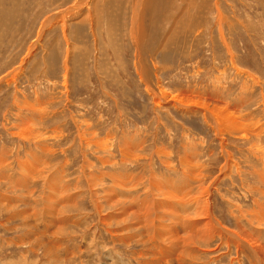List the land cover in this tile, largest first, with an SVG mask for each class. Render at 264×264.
I'll list each match as a JSON object with an SVG mask.
<instances>
[{
    "label": "rangeland",
    "instance_id": "374dc122",
    "mask_svg": "<svg viewBox=\"0 0 264 264\" xmlns=\"http://www.w3.org/2000/svg\"><path fill=\"white\" fill-rule=\"evenodd\" d=\"M96 1L98 30L80 20L86 12H69L64 36L57 20L68 7L83 8L82 0H0V264H250L213 223L177 215L182 207L190 219L193 210L180 195L196 198L215 180L211 210L224 227L262 200L256 173L264 166V0H133L138 26L130 0ZM178 93L225 106L255 126L253 136L217 135L199 111L168 103ZM124 138L137 150L125 162ZM225 152L236 165L221 175ZM186 153L197 161L198 177L192 170L185 177ZM152 176L178 203L154 196ZM93 185L100 204L102 191L121 192L141 219L123 221L112 202L97 211ZM154 204L173 217L155 221L153 213L165 212ZM144 205H152L151 224L142 220ZM197 223L211 237L176 258L169 240Z\"/></svg>",
    "mask_w": 264,
    "mask_h": 264
},
{
    "label": "bare ground",
    "instance_id": "6f19581e",
    "mask_svg": "<svg viewBox=\"0 0 264 264\" xmlns=\"http://www.w3.org/2000/svg\"><path fill=\"white\" fill-rule=\"evenodd\" d=\"M100 1H106V0H100ZM146 0H143L142 3H144ZM82 2L84 3V6L83 8H80L79 5H76V6H71V7H68L67 9H65L64 11H62V18L57 20V21H61L60 24H61V31L63 33V35L65 36L66 35V30H67V24L65 22V19H72V15H68L69 12H76L75 15L76 17H79L82 15L83 11L86 12V14L80 19L84 22H87L89 24V26L92 28L93 32H96L98 30V26L96 25L95 23V19H94V15H95V12H96V6H97V1L96 0H82ZM130 10L133 14V17H134V21H133V26H138L139 25V19H136L137 17V13H136V10H135V7H134V4H133V0H130ZM52 17H49L44 19V22L41 24V28L44 27L45 25H47L50 21H51ZM55 22V21H53ZM52 22V23H53ZM50 27V25H49ZM60 27V26H59ZM38 34V33H37ZM7 76H10V80H12V78L15 76V74L13 72H10L9 74H7L5 76V78ZM8 78H6L7 80ZM14 80V79H13ZM8 81V80H7ZM168 94V93H167ZM167 94H160L157 96V98L159 99V101H164L163 100L166 96L167 97ZM172 95V93H171ZM174 95V94H173ZM169 98V97H168ZM174 103L175 106H178L183 112H186V113H190V112H194L195 110L199 111L201 117L203 118V120L207 123V125L209 127L212 128V130L214 132H216L217 135H220L222 132H227V130L229 131H237L239 133H242V135L245 133H248L250 131H252L254 129L253 126H250V124H243V122L240 121V118H237L235 116V118H232V116L234 115L232 112H230L229 110H227V108L225 106L223 107H218V106H214V107H210L209 103L205 102L203 99H201L200 97H197V96H194L193 94H190V93H178L177 95H174L170 100H168V103ZM172 103V104H173ZM229 108V107H228ZM236 115V114H235ZM253 116V115H252ZM234 117V116H233ZM222 120V124L219 123V121ZM236 122H241V123H236ZM248 122V121H247ZM223 125V126H222ZM225 126V127H224ZM257 128V127H256ZM259 131V130H258ZM236 132V133H237ZM229 133V132H228ZM227 133V134H228ZM233 132H231L232 134ZM251 133V132H250ZM226 134V133H225ZM230 134V135H231ZM249 134V133H248ZM258 134H260L258 132ZM247 135V134H246ZM251 135L253 136V133H251ZM257 135V134H256ZM261 135V134H260ZM244 136V135H243ZM248 136V135H247ZM258 136V135H257ZM248 139V138H247ZM127 139L124 138V143L122 142L121 143V152H122V155L121 156L125 161H129L131 158L130 157H134L136 155V153H134L133 151H137V150H134V148H136V146L134 147V145H132V143H129L127 144L128 141H126ZM95 142V141H94ZM130 142V141H129ZM255 144V143H254ZM137 145V144H136ZM253 145V144H252ZM254 146L253 145V150H254ZM260 146V145H259ZM133 147V148H132ZM256 148V147H255ZM260 148V147H259ZM141 149V148H140ZM160 150H157L159 151L157 154L158 155H162L163 157H165V155L167 154V152H165V148L164 147H160L158 148ZM263 150V149H261ZM225 151V150H224ZM223 151V152H224ZM227 152V151H226ZM225 152V162L224 164L222 165V168L220 169L221 171V175H227L232 166L236 165V163L231 160L232 156L230 157V153H226ZM256 152V151H255ZM168 156V155H167ZM188 154H184V156L181 158V163L183 165V172L185 174V177H188L189 175L187 174L188 171L190 172V170H192V172L194 171V166H195V163H197V161L195 160L194 161H191L189 158H188ZM130 158V159H129ZM264 163V162H263ZM168 165V164H166ZM198 165V164H196ZM255 166V165H254ZM253 166V167H254ZM198 167V166H197ZM196 168V167H195ZM199 168V167H198ZM197 168V171H194V175H196L197 177L199 176L200 174V170ZM256 168H257V164H256ZM260 169V167H259ZM28 170V168H27ZM199 170V172H198ZM253 172V171H252ZM24 174V172H22ZM110 173V172H109ZM26 174V173H25ZM112 174V173H111ZM114 174V173H113ZM112 174V175H113ZM155 174V173H154ZM193 174V173H192ZM258 176L257 180L259 179L260 180V183L262 182L263 186H264V166L262 165V168L259 170L258 173H256ZM108 175V174H107ZM193 175V176H194ZM23 176V175H22ZM137 176V175H136ZM27 177V176H26ZM91 177V175L89 176ZM135 177V176H133ZM138 178V177H137ZM153 180L151 182V185L149 186V189L150 191L154 192L155 191V197H163V198H160L159 200H165L167 199V202H175L174 204H176V202L178 203V199H177V196H175L171 190H170V187L166 186V188L164 187V185L161 183L160 180L156 179L154 176H152ZM151 178V179H152ZM219 178V177H218ZM93 179V178H92ZM91 179V180H92ZM119 179V178H117ZM121 179V178H120ZM132 179V178H131ZM130 179V180H131ZM134 179V178H133ZM94 180V179H93ZM139 180V179H138ZM137 180V181H138ZM258 180V181H259ZM22 181V180H21ZM119 181V180H118ZM117 181V182H118ZM151 181V180H150ZM154 181V182H153ZM50 182V181H49ZM88 182V181H87ZM92 182V181H91ZM135 182H136V177H135ZM216 182V180L214 181ZM214 182H212L209 186H206L204 188H202V190L200 191L201 194H198L196 193V198H194L193 196H188L187 194H183V195H180V200H181V203L183 205V207L185 209H189L187 206H186V203L187 205H190V209L193 207V210H192V216L188 215L189 213H187V215L189 217H191L190 219L188 217H186L184 214L185 212H187L186 210H184L182 207H180V211L178 213V218H182L184 222H188L189 220H197V221H201L202 219H204V221L206 220V223L207 225H211L212 223L214 224V232H217L219 233V236L222 237V238H226L227 240L233 242L232 245H234V248L236 249V254H237V258H239L238 260H240V257H244L243 255L245 254L246 258L248 259V261L250 262V264H264V187H257L256 189L258 190V195L261 196V199H255V204L253 205V207L251 209H245L243 210V214L242 212L240 211V214L242 216L241 219H238L236 220V222L234 223V226L233 227H224L220 221H218L216 218H214V214H212V196H211V186L214 184ZM21 183V182H20ZM89 183V182H88ZM169 183V182H168ZM167 183V184H168ZM118 184H120L118 182ZM90 185V184H89ZM139 185V184H138ZM188 185V183H187ZM98 186V185H97ZM135 186V184H134ZM214 186V185H213ZM102 187V186H100ZM104 187V186H103ZM119 187V185H118ZM96 187H94L93 185V188H92V192H91V196L94 197L93 200H95V203L94 204V208H96L97 211H100L102 210V207H103V204H104V201L106 204H112L114 203L115 205V208L112 210V212L116 215L119 214V218L123 217V221H126L127 219H136L138 217H140V215H138V212L136 213V209H134L133 207V204H132V199H124L121 192H119V197H107L104 194V191H102V199L103 202H101V204L99 203L100 199L98 197V195H96V190L95 189ZM107 188V187H106ZM140 188V187H139ZM104 189V188H103ZM101 189V190H103ZM123 189V188H122ZM137 189V188H136ZM136 189L134 188L133 191H136ZM254 189V190H256ZM108 191V190H107ZM106 191V192H107ZM109 193V192H108ZM107 193V195H108ZM112 193V192H111ZM147 193V192H146ZM151 193V192H150ZM63 194V193H62ZM136 195H139L136 193ZM141 195V194H140ZM194 195V194H193ZM114 196V195H112ZM152 198L151 201L154 200V197ZM198 196V197H197ZM203 198H201V197ZM48 198V197H47ZM56 198V197H55ZM145 200L147 201V199L145 198ZM158 200V201H159ZM129 203L130 207L128 209H126V205L124 204V202H127ZM155 201V200H154ZM157 201V202H158ZM147 203V202H146ZM149 203H152V202H149ZM155 203V202H154ZM158 203H162V202H158ZM173 204V203H172ZM155 206H153L154 208L158 207V211H160L162 208H161V204L159 205H156L154 204ZM37 206V205H36ZM35 206V207H36ZM106 206V205H105ZM109 206H112V205H109ZM148 206V205H147ZM152 205H149L148 207H146V205H144L142 207V209L145 211V214L143 213L142 211V220L144 219V221L146 220L147 223H150L149 222V215L146 216V213L148 211V209L151 207ZM152 207V208H153ZM30 208V207H29ZM32 208V207H31ZM34 208V207H33ZM104 208V207H103ZM35 209V208H34ZM157 209V208H156ZM241 209V207H240ZM60 210V209H59ZM175 210V209H174ZM239 210V208H238ZM31 211V209H30ZM111 211V210H110ZM153 211V209H152ZM162 211V214L163 212H165L163 215H157L156 213H153L155 214L153 217H154V220L157 221V219L159 218H163L164 215L166 216H172L171 214V210H168V211H164V210H161ZM178 211V210H175V212ZM140 212V211H139ZM141 213V212H140ZM183 213V214H182ZM103 214V213H102ZM148 214V213H147ZM177 214V213H176ZM181 214V215H180ZM175 215V214H174ZM246 216L247 218H244L243 217ZM100 217V216H99ZM152 217V218H153ZM173 217V216H172ZM176 217V216H175ZM174 217V219H175ZM101 218V217H100ZM105 217L101 218L100 220L102 221L105 220L104 219ZM151 218V219H152ZM141 219V217H140ZM140 220V221H142ZM161 220V219H160ZM131 221V220H130ZM139 221V222H140ZM151 221V220H150ZM176 221V220H174ZM152 222V221H151ZM154 222V221H153ZM182 222L181 226L182 227H185L186 224ZM151 224V223H150ZM192 222H189V225L191 226ZM198 225H195L197 226L195 228V230L193 231H188V232H182L181 234H179L180 232L177 233L178 235V238L177 239H174V240H169V245L170 247H168L169 249L171 250H176L175 252H171V253H176V258L180 259L181 256H180V253H182V251H184L185 248H188L191 246V243L192 242H196V241H204L207 242L208 239L211 237V233L209 232V230H203L200 226L199 223H197ZM137 225V224H136ZM153 225V224H152ZM151 225V226H152ZM216 226V227H215ZM141 228L143 227L140 226ZM145 228H150V225L147 224L144 226ZM160 228V226H158ZM152 228V227H151ZM150 228V230H151ZM155 228V227H154ZM153 228V230H154ZM167 228V226H166ZM210 228V227H209ZM212 228V227H211ZM217 229V231H215ZM158 229V228H157ZM160 229H158L159 231ZM169 230V229H168ZM167 230V231H168ZM177 230V229H176ZM155 231V230H154ZM213 231V230H212ZM165 232V231H164ZM172 232V231H171ZM213 232V234H214ZM150 233V232H149ZM153 233V232H152ZM173 233V232H172ZM154 235V234H153ZM171 235V234H170ZM174 235V234H173ZM176 235V234H175ZM176 235V236H177ZM215 235V234H214ZM158 236V234H157ZM175 236V237H176ZM166 237V236H165ZM168 238V237H167ZM221 238V239H222ZM213 239V237L211 238ZM210 239V240H211ZM168 240V239H167ZM166 242V241H165ZM176 242V243H175ZM226 243H229L228 241H226ZM200 244V243H199ZM210 244V242H209ZM206 245V243H205ZM231 244H226L227 248H230ZM201 246V245H199ZM203 246V245H202ZM192 247V246H191ZM194 248V247H193ZM197 248V247H196ZM199 248V247H198ZM197 248V249H198ZM209 248V247H208ZM195 249V248H194ZM204 249V248H203ZM205 249H207V247H205ZM211 248L207 249V251H209ZM187 250V249H186ZM200 250V248H199ZM190 251V250H189ZM193 251V250H191ZM195 251V250H194ZM193 251V252H194ZM212 251V250H211ZM185 252V251H184ZM195 253V252H194ZM166 254V253H165ZM185 254H188V252L184 253ZM191 254V253H190ZM194 255V254H192ZM188 256H191V255H188ZM195 256V255H194ZM193 257V256H192ZM191 257V258H192ZM185 259V258H184ZM194 259V258H193ZM183 261V259H181ZM190 260V259H189ZM242 261V260H241ZM181 262V261H180Z\"/></svg>",
    "mask_w": 264,
    "mask_h": 264
}]
</instances>
